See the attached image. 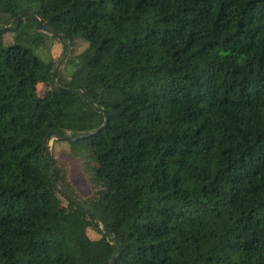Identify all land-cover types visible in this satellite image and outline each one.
<instances>
[{
    "label": "trees",
    "instance_id": "trees-1",
    "mask_svg": "<svg viewBox=\"0 0 264 264\" xmlns=\"http://www.w3.org/2000/svg\"><path fill=\"white\" fill-rule=\"evenodd\" d=\"M23 13L73 40L58 83L98 110L53 90L67 39L0 32V264H110L97 216L115 264H264V0H0V27Z\"/></svg>",
    "mask_w": 264,
    "mask_h": 264
},
{
    "label": "water",
    "instance_id": "water-1",
    "mask_svg": "<svg viewBox=\"0 0 264 264\" xmlns=\"http://www.w3.org/2000/svg\"><path fill=\"white\" fill-rule=\"evenodd\" d=\"M16 24L14 27H0V32L2 33H5V32H8V31H15L16 29L19 28L20 26V23L23 21V20H31V21H34L36 23V28L38 31H42V32H46L48 33L49 35L51 36H54L56 38H65L69 41V45H68V49L66 51V53L64 54V56L62 57L60 63L58 64L57 68H56V71L54 73V76H53V79H52V87H53V90L56 91L57 93L61 94V95H66V94H72V93H77L78 95H80L82 98H84L89 104H91V106L95 109V110H98L96 107L93 106L92 102L90 101V99L82 92V91H76V90H69L65 87H62L59 85L58 83V80H57V76H58V73L60 72V70L63 68V66L65 65V63L67 62L68 58H69V55H70V52L73 48V40L69 39V38H66L64 37L63 35H61L60 33L56 32L55 30L51 29V28H48L46 27L42 20L37 16V15H34L32 13H23L21 15H19L16 19ZM103 112V114L105 115V122L104 124L95 132L93 133H90L84 137H80L79 139H82V138H87L89 136H92V135H95V134H98L100 132H102L103 130H105L108 126H109V123H110V117L108 115V113L104 110H101ZM79 139H74V138H70V137H61L59 136L58 134L56 133H51L46 139H45V142H44V148L47 150V153H48V161L50 163V167H51V170H50V176H51V180H52V183H53V186L55 188V190L60 194L62 195L63 197L71 200L72 202H74L76 205H78L79 207H81V209L87 213V214H93L87 207H85L84 205H82V203L76 198L74 197L72 194L66 192L65 190H63L57 183L55 177H54V167H53V155H52V150L50 148V143L55 140V141H58V140H66V141H73V142H76L77 140ZM95 216H97L96 214H94ZM98 219L101 221V225L102 227L104 228V233H105V236L108 240L110 241H113L114 243H117V253L116 255L113 257V259L111 260L110 264H115L116 263V260L122 255L123 253V248H122V245L120 243L117 242L116 238L114 237H111L109 235V228L107 226V224L102 220L101 217L97 216Z\"/></svg>",
    "mask_w": 264,
    "mask_h": 264
},
{
    "label": "rangeland",
    "instance_id": "rangeland-1",
    "mask_svg": "<svg viewBox=\"0 0 264 264\" xmlns=\"http://www.w3.org/2000/svg\"><path fill=\"white\" fill-rule=\"evenodd\" d=\"M21 32H23V30ZM39 33H40L39 34L40 36H43L45 38H48V36H49L46 32L39 31ZM15 34L16 33L12 32V31H8V32L4 33V46L5 47H8L9 45H11L15 42V40H14ZM50 45L51 46L48 49L46 47H40V48L31 47L32 48L31 50L42 61H48L51 58L56 59V60L59 59V57H61V55L63 53L64 44H62L60 41H54L53 40V41H51ZM84 47H85V44H82V43L79 44L76 48L75 55H77L79 52H81ZM51 88L52 87L50 85L39 84L38 85V93L42 98L48 99ZM50 148L52 150V155L54 153L56 158H59L61 161L68 162L70 164L72 178L75 181V183L78 185L79 190L82 192H87V185L85 184V180L83 178L81 162L79 160L75 159L72 155H70L69 147L68 146L61 147V146L57 145L55 140H53L50 143ZM89 236L91 239L100 238L99 235H97L91 231L89 232Z\"/></svg>",
    "mask_w": 264,
    "mask_h": 264
}]
</instances>
